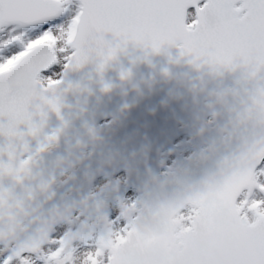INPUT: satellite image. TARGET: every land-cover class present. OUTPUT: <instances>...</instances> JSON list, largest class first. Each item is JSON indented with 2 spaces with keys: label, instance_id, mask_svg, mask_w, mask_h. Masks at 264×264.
<instances>
[{
  "label": "snow or ice",
  "instance_id": "1",
  "mask_svg": "<svg viewBox=\"0 0 264 264\" xmlns=\"http://www.w3.org/2000/svg\"><path fill=\"white\" fill-rule=\"evenodd\" d=\"M12 46L0 54V264H264V0H0V53ZM155 56L167 64L137 80ZM158 78L175 81L170 99L214 107L190 129L210 166L168 168L155 198L125 199L119 180L60 194L75 178L72 134L100 138L92 100L119 91L126 110Z\"/></svg>",
  "mask_w": 264,
  "mask_h": 264
},
{
  "label": "water",
  "instance_id": "2",
  "mask_svg": "<svg viewBox=\"0 0 264 264\" xmlns=\"http://www.w3.org/2000/svg\"><path fill=\"white\" fill-rule=\"evenodd\" d=\"M152 63L155 68L139 63L134 69L135 78H150L154 71L158 72L162 65L167 64V58L155 56ZM171 70L181 75L191 72L187 65H173ZM108 75L111 78L115 74L110 72ZM174 86L175 81L159 78L150 91L141 85L144 95L135 102L129 99L132 106L126 110H122V105L127 98L119 91L110 97L102 96L99 101L93 99L89 118L98 129L100 138L92 141L82 133L72 134L64 155L67 157L66 165L75 178L70 179L66 186H61L59 193L78 197L101 176L113 177L124 172L127 186L134 189L138 196L143 194L155 198L160 194V186L154 181L167 175V171L159 173L162 167L160 155L167 150L174 155L173 165L181 178H199L210 162L201 158L204 142L193 140L190 129L192 124L197 123V117L207 119L214 107H209L210 101L203 96L187 94L170 99ZM132 95L129 91L128 97ZM107 121L108 124H101ZM77 135L83 136L85 141L80 147L75 146ZM215 135V130L209 133L210 137ZM181 136L189 137V141L179 148L173 146ZM189 149L192 153L185 159L183 155ZM85 150H89L87 156H84ZM87 174L94 177L91 183ZM174 187V182H169L167 192L171 193Z\"/></svg>",
  "mask_w": 264,
  "mask_h": 264
},
{
  "label": "rangeland",
  "instance_id": "3",
  "mask_svg": "<svg viewBox=\"0 0 264 264\" xmlns=\"http://www.w3.org/2000/svg\"><path fill=\"white\" fill-rule=\"evenodd\" d=\"M33 33H30V35H32ZM20 51V48L18 46H12L10 50H7L5 53H0V54H7V55H10V54H13L15 52H18ZM121 179V178H120ZM108 183V180H105V179H102V180H99L93 188H98L99 186L101 185H104ZM125 199H135V194L134 193H129L128 195H125ZM113 203H111L110 205V215H116L117 212L119 211L118 208H115L112 206Z\"/></svg>",
  "mask_w": 264,
  "mask_h": 264
}]
</instances>
